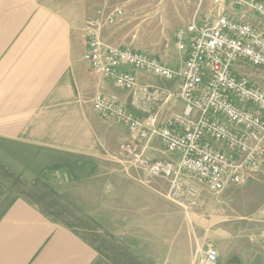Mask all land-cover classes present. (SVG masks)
I'll use <instances>...</instances> for the list:
<instances>
[{"label": "crops", "instance_id": "0c3cea01", "mask_svg": "<svg viewBox=\"0 0 264 264\" xmlns=\"http://www.w3.org/2000/svg\"><path fill=\"white\" fill-rule=\"evenodd\" d=\"M204 2L208 7L203 11ZM106 6V1L99 3L84 18L74 0H0V264H198L202 255L182 249L181 240L188 238L179 224L166 239L159 237L163 241L154 252L122 240L62 191L110 170L120 143L136 136L94 110L95 93L115 97L143 121L155 115L164 122L185 105L175 95L157 103L148 96L143 101L137 88L120 89L92 72L83 59L84 24L97 8H114ZM209 8L208 1L199 0L190 21L179 28L182 39L188 42L186 26ZM102 31L104 42L120 46ZM149 54L178 68L186 50L173 49L161 58ZM236 70L264 89V67L238 65ZM171 81L176 91L177 81ZM142 145L150 158H177L157 138ZM223 192L241 195L238 203L250 207L238 206L235 216L250 232L246 237L239 229L229 232L232 226L211 237L218 263L264 264V174Z\"/></svg>", "mask_w": 264, "mask_h": 264}, {"label": "built area", "instance_id": "2783aa9c", "mask_svg": "<svg viewBox=\"0 0 264 264\" xmlns=\"http://www.w3.org/2000/svg\"><path fill=\"white\" fill-rule=\"evenodd\" d=\"M206 1V14L185 28L188 42L181 37L183 29L176 35L178 48L186 50L178 68L146 51L101 39V31L123 17L120 6L108 12L99 7L85 20L83 59L93 73L126 91L137 88L138 70L176 80L175 96L185 105L182 113L164 122L155 115L143 121L115 97L100 92L92 106L136 133L120 143L119 152L149 175L177 179L186 174L219 194L264 174V89L236 70L238 65L264 67V0ZM151 138L177 158L148 157L142 142ZM198 264H219L214 245L208 244Z\"/></svg>", "mask_w": 264, "mask_h": 264}, {"label": "rangeland", "instance_id": "374dc122", "mask_svg": "<svg viewBox=\"0 0 264 264\" xmlns=\"http://www.w3.org/2000/svg\"><path fill=\"white\" fill-rule=\"evenodd\" d=\"M103 1L106 9L116 6L123 9V17L103 29L107 40L160 58L178 48V30L190 21L199 4V0H74V7L77 12H84L85 18ZM200 6L202 10L208 7L207 2ZM227 10L232 12L228 7ZM175 85L174 81L138 72L137 90L143 101L147 96L150 103L169 96L172 99ZM110 167L83 183L63 186L62 191L122 240L148 245L154 252L163 241L159 237L165 235L166 239L172 226L179 224L182 237L188 238L181 240L182 249L203 255L208 244L215 245L210 238L221 236L228 227L233 226L229 232L239 229L238 233L245 237L250 232L235 217L238 206L241 210L250 209L238 203L243 200L241 195L212 193L201 181L186 174L177 179L151 176L120 152Z\"/></svg>", "mask_w": 264, "mask_h": 264}]
</instances>
